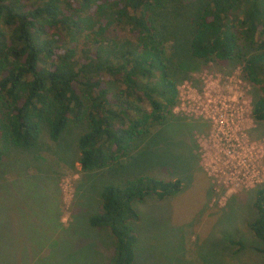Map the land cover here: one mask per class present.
I'll return each mask as SVG.
<instances>
[{
	"label": "trees",
	"instance_id": "trees-1",
	"mask_svg": "<svg viewBox=\"0 0 264 264\" xmlns=\"http://www.w3.org/2000/svg\"><path fill=\"white\" fill-rule=\"evenodd\" d=\"M212 59L242 62L264 125V0H0V159L8 143L37 144L42 124L56 140L80 123V168L115 164L177 104V80ZM179 186L148 174L100 186L87 224L110 235L104 264H133L135 202ZM253 194L264 254V184Z\"/></svg>",
	"mask_w": 264,
	"mask_h": 264
},
{
	"label": "rangeland",
	"instance_id": "rangeland-1",
	"mask_svg": "<svg viewBox=\"0 0 264 264\" xmlns=\"http://www.w3.org/2000/svg\"><path fill=\"white\" fill-rule=\"evenodd\" d=\"M243 77L238 59L200 61L177 80L178 102L165 119L102 168H80V123L56 140L42 124L32 147L8 143L0 159V264H104L111 238L107 229L89 226L88 215L99 208L103 183L140 174L178 178L180 186L162 199L135 202L133 264H264L256 251L262 243L248 226L253 188L264 184V125L245 109L256 90ZM218 98L237 99L239 106L232 119L238 129L226 137L209 117ZM232 143L236 151L244 148L243 158L250 150L251 163L233 167Z\"/></svg>",
	"mask_w": 264,
	"mask_h": 264
},
{
	"label": "built area",
	"instance_id": "built-area-1",
	"mask_svg": "<svg viewBox=\"0 0 264 264\" xmlns=\"http://www.w3.org/2000/svg\"><path fill=\"white\" fill-rule=\"evenodd\" d=\"M179 98V97H178ZM244 102V100H242ZM241 101V102H242ZM237 99L233 100V98H221V99H215L213 101V113L209 116L213 123H215L216 125H218V130L221 133L222 137H226L229 136L231 134L229 133V130L233 131L234 128L238 129L236 124L234 122H232V119L234 117V112L237 110V108L239 106L236 105ZM250 107V106H249ZM245 108L248 111V114H250V108ZM245 112L243 109L240 110V113ZM234 126V128H233ZM229 139V138H228ZM237 143V142H236ZM238 145V144H237ZM229 146V147H228ZM232 146V147H230ZM238 147L242 148L238 151H236V148L234 147V144L232 143L231 145L227 144V152L230 153V155L232 157H236V159H233L235 161V165H233V167L235 166H243L245 165V161L247 162V164L251 163L250 162V150L248 151V155L243 158L242 157V152L244 151V148L242 146ZM234 151H236L235 153H233ZM252 174V173H251ZM253 176V174L251 175ZM245 180H247L248 178H244Z\"/></svg>",
	"mask_w": 264,
	"mask_h": 264
}]
</instances>
